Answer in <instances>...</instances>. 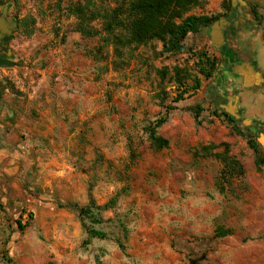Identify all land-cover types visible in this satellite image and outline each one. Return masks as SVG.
I'll return each instance as SVG.
<instances>
[{
	"label": "rangeland",
	"instance_id": "rangeland-1",
	"mask_svg": "<svg viewBox=\"0 0 264 264\" xmlns=\"http://www.w3.org/2000/svg\"><path fill=\"white\" fill-rule=\"evenodd\" d=\"M76 2L88 0H0L17 25L0 93L31 130L3 145L13 151L0 158V264H264L261 131L232 123L212 94L220 60L207 31L230 0L185 13L218 19L190 32L184 52L154 40L127 49L117 67L112 46L101 47V21L91 22L96 35L77 30L85 22L68 10ZM208 56L216 68L206 77ZM185 88L193 94L177 100ZM38 99H49L54 122L44 138ZM153 127L167 147H152ZM84 223L104 236L90 237Z\"/></svg>",
	"mask_w": 264,
	"mask_h": 264
},
{
	"label": "crops",
	"instance_id": "crops-1",
	"mask_svg": "<svg viewBox=\"0 0 264 264\" xmlns=\"http://www.w3.org/2000/svg\"><path fill=\"white\" fill-rule=\"evenodd\" d=\"M226 19L215 31L210 28L207 36L211 41L215 32L225 33L226 43L221 49L215 48L219 57V71L215 74L216 85L212 94H217L222 109L236 119H240L249 128L264 132V0H230ZM2 77H0L1 79ZM0 93V158L12 153V148L4 149L6 139L18 140L22 128L30 127L20 121V110L14 103H9L12 95L5 90ZM13 98V97H12ZM29 98H39L35 92ZM46 98V97H45ZM48 101V102H47ZM49 99L35 100V126L44 138L53 132L54 122L47 117ZM236 113V114H235ZM19 117V118H18ZM13 156H18L17 152ZM3 173L0 171V179Z\"/></svg>",
	"mask_w": 264,
	"mask_h": 264
},
{
	"label": "trees",
	"instance_id": "trees-1",
	"mask_svg": "<svg viewBox=\"0 0 264 264\" xmlns=\"http://www.w3.org/2000/svg\"><path fill=\"white\" fill-rule=\"evenodd\" d=\"M91 2L93 1L76 2L70 5L68 10L76 15L79 20L85 22L80 23L77 27V30L84 35L93 36L101 33L91 25V22L94 20L102 22L101 30L104 32L102 36L104 43L101 47L104 49L105 46H112L116 58L122 60L115 63L116 67L117 64H127V61L123 59L127 49L138 48L154 40L163 42L165 52H184L183 41L190 32L197 31L202 26L211 25L218 19V16L193 14L185 16V13L191 8L201 4L202 0H118L119 4L115 7L101 5V8H97ZM201 54L202 56L205 55ZM205 62L208 71H203V73L209 77L216 68V57L208 56ZM200 87L201 81L196 79L191 88L195 92ZM188 93V88H185L177 100L183 99ZM189 94L193 93L190 92ZM200 110L199 107L196 116L199 115ZM215 112L217 113L216 110ZM224 115H227L232 123L237 122L233 116L225 112ZM165 121V117L160 118L156 126ZM235 128L237 129V126ZM237 130L241 134L243 133L241 130ZM150 137L153 148L162 149L168 146V140L157 134L156 127L150 129ZM249 144L257 154L262 152L261 146L255 138L249 139ZM260 162L263 163L264 160ZM87 210H91V208L80 207V215L87 214L89 212ZM84 226L90 237L104 236L102 231L88 227L85 223ZM120 245L124 247L121 242Z\"/></svg>",
	"mask_w": 264,
	"mask_h": 264
},
{
	"label": "flooded vegetation",
	"instance_id": "flooded-vegetation-1",
	"mask_svg": "<svg viewBox=\"0 0 264 264\" xmlns=\"http://www.w3.org/2000/svg\"><path fill=\"white\" fill-rule=\"evenodd\" d=\"M227 10H225V15ZM0 19L4 20L5 26L0 25V61L4 60V54L7 51V47L10 45L11 40L14 38L15 31L17 30V25L13 27V24L8 21L5 14L0 11ZM220 20V19H219Z\"/></svg>",
	"mask_w": 264,
	"mask_h": 264
},
{
	"label": "water",
	"instance_id": "water-1",
	"mask_svg": "<svg viewBox=\"0 0 264 264\" xmlns=\"http://www.w3.org/2000/svg\"><path fill=\"white\" fill-rule=\"evenodd\" d=\"M223 21H226V19H220L218 21H216L212 27L211 30L215 31L214 29H216V26H219ZM0 25L5 26L4 20L0 19ZM212 42L215 48L217 49H221V47L226 43V36L225 33L223 31L221 32H215V34H213L212 36ZM229 113L234 114V110L230 109ZM236 114V113H235ZM258 142L261 144V146L264 148V132H261L258 136Z\"/></svg>",
	"mask_w": 264,
	"mask_h": 264
}]
</instances>
